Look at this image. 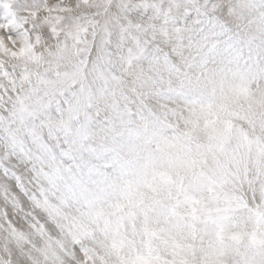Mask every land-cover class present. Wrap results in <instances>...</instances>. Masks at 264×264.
Listing matches in <instances>:
<instances>
[{"label": "snow or ice", "instance_id": "1", "mask_svg": "<svg viewBox=\"0 0 264 264\" xmlns=\"http://www.w3.org/2000/svg\"><path fill=\"white\" fill-rule=\"evenodd\" d=\"M12 7L0 0V264H143L120 227L157 118L150 101L223 98L233 48L215 12L231 6Z\"/></svg>", "mask_w": 264, "mask_h": 264}, {"label": "rangeland", "instance_id": "2", "mask_svg": "<svg viewBox=\"0 0 264 264\" xmlns=\"http://www.w3.org/2000/svg\"><path fill=\"white\" fill-rule=\"evenodd\" d=\"M5 2L15 14L17 0ZM172 2L157 0L165 9ZM199 3L232 8L215 12L231 30L223 38L234 61L225 93L203 109L150 101L157 118L130 181L124 251L143 264H264V7L260 0Z\"/></svg>", "mask_w": 264, "mask_h": 264}, {"label": "bare ground", "instance_id": "3", "mask_svg": "<svg viewBox=\"0 0 264 264\" xmlns=\"http://www.w3.org/2000/svg\"><path fill=\"white\" fill-rule=\"evenodd\" d=\"M250 172H251V171H250ZM247 176H248V175H247ZM155 180H156V179H155ZM156 181H157V180H156ZM153 184H154V183H153ZM159 184H160V183H159ZM157 186H158V185H157ZM164 188H165V187H164ZM247 197H248V196H247ZM170 231H171V230H170ZM182 233H183V232H182ZM183 234H184V233H183ZM176 235H177V236H181V234L178 233V231H177ZM219 249H220V248H217V249H214V250H213V253H212L213 256H218V257H219V255H220V254H219V253H220ZM213 256H211V257H213ZM214 258H215V257H214ZM226 258H227V257H226ZM211 259H212V258H211ZM137 260H138V259H137ZM220 262H221V261H220ZM158 263H160V262H158ZM156 264H157V263H156ZM258 264H260V263H258Z\"/></svg>", "mask_w": 264, "mask_h": 264}]
</instances>
